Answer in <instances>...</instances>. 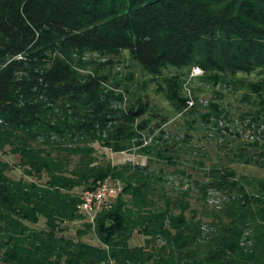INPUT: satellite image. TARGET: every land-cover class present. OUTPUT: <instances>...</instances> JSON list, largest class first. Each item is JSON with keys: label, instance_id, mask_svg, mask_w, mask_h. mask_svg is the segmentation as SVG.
Segmentation results:
<instances>
[{"label": "trees", "instance_id": "obj_1", "mask_svg": "<svg viewBox=\"0 0 264 264\" xmlns=\"http://www.w3.org/2000/svg\"><path fill=\"white\" fill-rule=\"evenodd\" d=\"M122 52L152 79L195 67L202 80L252 99L254 110L237 127L252 140L238 142L237 131L224 129L233 136L229 143L221 136L226 163H213L191 184L198 208L189 188L169 196L149 159L139 167L95 157L94 144L177 158L174 141L143 146L153 132L143 120L146 104L113 108L123 95L105 89L100 70ZM85 54L106 63L85 62ZM164 84L166 101L182 113L190 100L179 75ZM208 109L216 113L218 105ZM3 155L17 158L21 177L8 175ZM230 163L264 171V0H0V264H264V175H237ZM105 178L119 180L122 192L85 223L79 191ZM76 222L83 229L68 237ZM134 236L141 245L130 244Z\"/></svg>", "mask_w": 264, "mask_h": 264}, {"label": "rangeland", "instance_id": "obj_2", "mask_svg": "<svg viewBox=\"0 0 264 264\" xmlns=\"http://www.w3.org/2000/svg\"><path fill=\"white\" fill-rule=\"evenodd\" d=\"M82 60L96 64L106 63V59H100L96 55L89 54L83 55ZM194 69L196 68L193 67L189 71L184 70L181 72L168 69L163 71L159 78L152 79L151 76L131 60L126 52H122L121 55L112 59L111 64L104 65L100 70V74L107 78V83L104 84L105 89L123 95L122 102L113 104V108L124 109L128 103H133L137 99L142 104L147 105L148 111L146 116L143 117V120L148 121L147 129L153 132L143 141V146L149 145L152 140L158 138L161 141H167L169 143L170 141H174L177 143L175 146L176 160L173 159L171 163H167L166 161H160L155 158L150 159L137 155L133 151L112 153L108 149L100 148L97 144H94L93 147L96 149V159L103 158L115 166L131 163L132 165L143 167L147 164V159L151 160L149 163L150 170H153L155 175L164 176V191L170 196L178 189L184 190L189 188L191 207L198 208V204L194 201L196 193L191 184L194 180L202 179L204 173L207 172L213 163H226V151L218 150L222 142L221 139H223L221 136L225 138V142L233 139V136L230 137L231 139L228 138L229 136H227L224 129H228V133L231 135H234L233 131H237L239 134L238 142L244 143L252 140L247 138L246 135L241 134L237 130V127L246 124L248 121L244 119L245 123L243 122L241 124L238 121L239 116L253 111L254 108L251 105V98L249 101L243 99L246 94L244 89L234 90L232 86L223 83L213 85L202 80L203 73ZM82 73L88 74L90 71L86 70ZM174 75H179L183 95L194 104V113L190 112L191 108L188 107L182 113L177 114L166 101L164 78H170ZM238 78L247 82L256 80L255 76H238ZM116 87L118 88L115 89ZM125 89L128 90V94L124 93ZM216 104L218 105L217 112L219 113H209L208 107ZM202 115H208L207 124L201 121L200 117ZM217 115L218 118L215 121L214 117ZM225 115L227 118L223 120V116ZM163 117L167 122L165 125L159 127L158 125ZM233 127H236V129H233ZM219 129L220 132L218 131ZM159 131L163 133L162 136L159 135ZM216 131L219 136H215L214 132ZM187 135L189 139L186 142L185 140L187 139L185 137ZM236 144L234 142L227 144V146L232 148ZM165 155L173 156V152L168 151ZM198 155H202L203 159L200 160V157H197ZM1 159L10 165L11 170L8 172V175L11 178L18 179L21 177L22 171L16 167V157L3 155ZM198 161L202 163V167L197 166ZM228 165L240 176L260 178L264 175V171L261 168L252 164L230 163ZM158 170H161L162 173L158 174ZM188 177L190 178L188 179ZM216 197L217 195H211L209 203H214ZM42 226L43 221L41 220L38 227ZM81 229H83L81 223L76 222L68 225L65 233L68 237L74 238L76 231ZM85 239L92 244L96 243L91 234H87ZM130 244L135 246L141 245V238L134 236Z\"/></svg>", "mask_w": 264, "mask_h": 264}, {"label": "built area", "instance_id": "obj_3", "mask_svg": "<svg viewBox=\"0 0 264 264\" xmlns=\"http://www.w3.org/2000/svg\"><path fill=\"white\" fill-rule=\"evenodd\" d=\"M194 70L200 71L197 68ZM191 104V101L188 102V107ZM122 189L123 184L119 180L105 178L97 181L92 190L80 192L78 212L82 216L83 221L92 224L99 212L111 208L113 200L122 192Z\"/></svg>", "mask_w": 264, "mask_h": 264}]
</instances>
